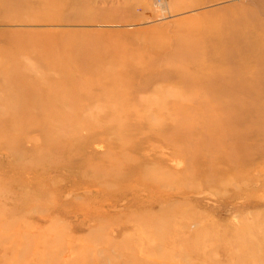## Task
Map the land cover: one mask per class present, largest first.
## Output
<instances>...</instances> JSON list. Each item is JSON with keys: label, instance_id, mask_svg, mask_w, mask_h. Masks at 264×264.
Instances as JSON below:
<instances>
[{"label": "rangeland", "instance_id": "1", "mask_svg": "<svg viewBox=\"0 0 264 264\" xmlns=\"http://www.w3.org/2000/svg\"><path fill=\"white\" fill-rule=\"evenodd\" d=\"M0 264H264V0H0Z\"/></svg>", "mask_w": 264, "mask_h": 264}, {"label": "bare ground", "instance_id": "2", "mask_svg": "<svg viewBox=\"0 0 264 264\" xmlns=\"http://www.w3.org/2000/svg\"><path fill=\"white\" fill-rule=\"evenodd\" d=\"M155 2V1H154ZM157 3V2H156ZM154 5H155V3H154ZM163 7V6H162ZM168 10V9H167ZM43 115V121H45V120H48V118L46 117V116H44V113L42 114Z\"/></svg>", "mask_w": 264, "mask_h": 264}]
</instances>
